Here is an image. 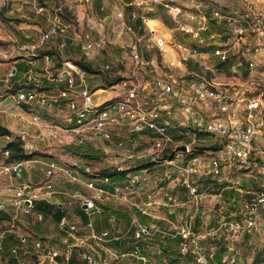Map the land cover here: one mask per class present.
Listing matches in <instances>:
<instances>
[{
  "label": "built area",
  "instance_id": "2783aa9c",
  "mask_svg": "<svg viewBox=\"0 0 264 264\" xmlns=\"http://www.w3.org/2000/svg\"><path fill=\"white\" fill-rule=\"evenodd\" d=\"M188 1L192 10L187 12V22L184 23L181 20L184 13L181 0H131L127 4L131 7L129 21L126 20L124 8L115 11V19L119 25L113 30L117 40L126 34L132 37V41L125 46L128 56L114 55L110 62L102 66L103 71H109L112 66L118 67L119 63L125 65L123 69L117 68L118 71L115 73L121 78L106 88L91 90L86 83L85 71L70 61L63 62L61 68L49 76L50 82L57 86L61 84V88L49 91L22 88L13 93L18 106L22 103L30 106L28 110L20 106L19 108L22 112H29L31 118L26 119L20 111H16L15 116L17 115L27 126L39 128L36 135L39 142L55 143L63 136H73L70 143L77 145L88 143L100 149L104 153L103 164L115 170H123L132 162L156 160H159L157 165L172 166L189 191L188 202L199 206L205 196L201 194L197 184L190 180L191 175L201 170L213 177H219L225 160H234L245 168L251 155L262 150L264 9H257L246 26L235 24L230 27L231 40H223L218 33L205 35L204 32L209 26L208 12L198 0ZM49 2V6L34 3L37 13L46 14V28L37 37L38 46L44 45L57 35L60 14L64 11V2L60 0ZM157 5L163 6L173 19L175 27L171 31L179 30L181 34H188L189 37L185 38V41L195 44L194 46L181 43L177 40L176 34H172L170 40L156 37L154 29L149 25L148 12ZM213 15L221 18L218 11H214ZM136 19L141 21V27L138 29L132 25ZM202 46H210L211 49L199 51L197 47ZM102 47V41H90L87 38L82 45L83 54L90 59L96 58L100 56ZM35 48L21 47L32 53ZM151 51L155 54L151 55ZM167 51L170 55L166 54ZM231 57L233 63L229 66V71L245 81L244 89L240 93H237L239 90L234 86L218 88V83L214 82V77L221 72L217 65L227 62ZM125 58L131 61L129 65L124 62ZM151 74V78L139 80L136 84L134 79L133 82L129 80ZM14 75L15 70H9L4 81L8 82ZM125 75L130 77L125 78ZM34 81L29 73L23 83L29 84ZM107 88L113 90L115 94L102 102H95L94 91ZM37 108H47L54 112V119L49 120L34 113ZM187 131L195 137L199 132L207 134L221 146L223 158L210 157L204 163L200 159L203 155H193L191 152L195 139L191 140L192 143L186 144L184 137ZM20 135L24 140V148L33 149V143L27 140L26 134L22 132ZM182 144L186 145L185 153L191 155L184 166L175 164L173 159H160L163 152L172 147L175 156L181 155V152H175V148ZM4 155L6 156L7 152H4ZM23 163L4 164L0 160V174L16 172ZM61 167L67 168L55 159L49 161L45 170L49 178L45 183V191L36 193L30 186L19 187L11 197L10 205L25 215L31 214L33 200L48 196L53 188V172ZM84 170L89 171L87 167H84ZM66 174L70 184L82 183L95 191L93 196H82L77 192L72 196L81 200L87 216L100 212L101 207L95 200L100 197L101 190L95 187L93 181L80 180L70 171ZM102 182H109V179L103 178ZM137 182V177L128 176L127 180L113 183L112 195L126 201L128 193L136 189ZM178 202L179 200L174 197L167 200L168 205ZM155 204L161 203L147 195L137 205L140 216L148 217L150 208ZM262 208L264 209V184L238 217L222 218L215 227L206 231L194 230V215L189 216L178 226L164 229L143 223L140 218L134 217L127 228V231L132 230L133 244L120 252L115 260H120L118 264H122L127 258H135L141 264H151L150 259L137 246V242L159 233L164 237H178L179 252L182 255H191L195 264H212L216 246L213 243L207 245L202 243L207 240L223 244L219 264H235L236 243L255 229L258 212ZM37 218L41 219V215ZM58 226L68 232L69 238L63 239L62 245L34 240L33 247L37 260L33 264H67L72 258L74 248L83 249L80 250L79 256L87 264H113L114 259L99 260L94 253L85 248L94 242L97 244L117 242L121 238L120 234L108 230L97 231L91 221H88L83 225L88 231L84 235L75 236L79 227L69 223L66 216L61 217ZM12 252L15 253V249H12ZM262 257L263 260L258 264H264V254ZM179 264L185 263L180 261Z\"/></svg>",
  "mask_w": 264,
  "mask_h": 264
},
{
  "label": "crops",
  "instance_id": "0c3cea01",
  "mask_svg": "<svg viewBox=\"0 0 264 264\" xmlns=\"http://www.w3.org/2000/svg\"><path fill=\"white\" fill-rule=\"evenodd\" d=\"M22 1L28 2V0H22ZM75 1H78V5L76 4ZM130 1L131 0H116V1L90 0L89 2H82L81 0H63L65 4H69L70 8L72 7L71 9H73V5L75 7L78 6V8L81 9L80 7L84 6V4H86L87 8L90 9L84 15L82 13H79L80 19L82 21L85 19L86 21L85 26L89 32V36L90 34H96V33L101 34L102 29L104 25H107V22L108 23L112 22L113 23L112 26L114 28L119 25L116 19L109 20L110 15L104 16L102 21L100 19L101 21L100 23H96V24L93 23V20H95V16H99L98 14H101L103 11L107 10V4H110L111 6L110 10L113 12L112 14H114L113 18H115V11L122 8L125 9V7ZM41 2L47 4L48 6L50 5L49 0H41ZM199 2L202 3L203 8L209 13L208 24H210V26H208V29L204 32L205 35L218 33L223 40H231V37L229 35L230 27L234 26L235 24H238L240 26H246L247 21L250 19L252 14L257 9H264V0H202ZM32 3L34 6V3H38V2L37 0H33ZM180 4L182 9L184 10V13L181 15V18L183 19V16L186 15L187 17V12H190L192 8L188 0H181ZM94 10L95 13H93ZM219 10L221 11V13L219 12ZM214 11H218L221 14V18L215 17L213 15ZM38 14L41 16V20H44L46 24V14L45 13H38ZM226 20H229L228 24L226 23ZM151 24L162 26V28L171 27L166 25L164 17L157 14L151 15L149 20V25L151 26ZM113 27L112 30H114ZM45 28L46 26L43 27V29ZM154 32L156 34V30H154ZM124 37H127V39H125V41L128 40L127 43L132 41V37H130L129 35L126 34ZM72 40L73 39L70 38L71 41L70 44H67L63 46L61 49H58V52L60 53V56L62 58L71 56V55L64 56V54L66 55L67 53H70L69 51L71 49L74 50L73 49L74 43ZM56 42L57 40L55 36L49 42L45 43L43 46L46 49L56 48ZM63 43L64 42H61L59 46H61ZM36 47H38L37 44ZM62 50L63 53H61ZM102 53H103V57L106 56V59L110 56V55L107 56L108 53H106L105 51H103ZM31 54L32 56H34V53ZM150 54L153 55L155 53L154 51H151ZM20 61H25V60L20 59V60H11L7 62L8 63L7 65L9 66L7 72L9 70H15V76L13 79L14 83L15 81H19V79H21V77L17 78V72H19L20 69L19 68L16 69L11 66L12 64H22L23 66L29 67L28 71L30 72L34 71L35 74L40 75L42 78H46L45 84L48 85L47 87L52 86L49 83L50 82L49 76L51 73L50 69L55 63L53 57L45 56L43 58H36V59L28 58L25 61V63H22ZM231 63H233V60L231 61ZM123 67H125V65L121 64V67L119 66L115 67L116 70L113 69L112 72L115 74L116 71H118L117 68L123 69ZM222 71H227L228 73H231L229 71V66L223 68ZM219 74H221V72ZM151 76L152 74L146 75L145 77L151 78ZM124 77L129 78L130 76L125 75ZM133 79L135 80L136 78H132L129 80H132L133 82ZM16 83L14 85L10 84L9 86L11 87L13 86V89H15ZM3 86H5V84H2L0 86V95H1L0 97H2L1 88ZM97 86L99 85H96L91 89L92 90L96 89ZM7 89L10 90L11 88L10 87L8 88L7 86L6 90ZM100 91H104V90L97 89L94 91L95 102H102L103 100L112 97L110 96L106 99L98 101L95 95L97 92ZM7 97H11L12 100H10L9 103H6L4 107L0 108V125L5 126L14 134H21L22 132H24L27 136V140L33 143V149L40 150L41 152L44 153V156H40L34 160L24 162L20 166V168H23V165L29 162L40 163L42 165V168L40 169L42 178L39 180L34 179L32 173L28 171L31 169V166L28 164L25 167L26 171L24 173V176H21V173H18L17 171L10 172L8 174L5 173L0 174V206L5 207L12 216L11 221L1 222L0 227L4 226L10 228L8 230L18 235L29 236L34 232L33 227L37 225L39 226L40 233H42L47 238H54L58 240L69 238L68 232L61 230L59 227H57L54 223L50 222L49 220L45 221L44 223H37L33 215H25L19 211H16L10 205V199L13 196L15 190L19 187L30 186L31 188H33L34 192L36 193L45 191V183L48 182L49 179L46 176V172H45L46 164L49 161L55 159L56 156L62 157V155L56 154L54 150L53 151L51 149L44 150L41 148V145L49 146L52 145L53 143L52 142L43 143L38 141L36 135L39 132V128L29 127L24 122H23L24 125L23 127H17L16 122H14L11 117L6 116L7 112H9L12 116H15L14 113H16L17 111L16 108L18 106V105L16 106V101L14 99L13 93L8 92L6 96L2 97L1 99L6 101ZM5 107L7 108V110ZM47 111L49 112V110ZM28 138H33V139L30 140ZM209 139L210 141H212L211 138ZM213 141L212 143L209 144V146H212L214 144L216 145V143ZM220 150L218 151L209 150L208 152L211 155L207 156L205 154L201 156L200 159L205 163L210 157L223 158L224 154L222 150L221 151ZM61 159L62 158L59 159V162ZM68 161L69 160L66 159L61 160L60 164L64 165L65 163H69ZM72 164H74L75 168L72 169V167L70 168L61 167L60 169L54 170L53 172L54 173L53 188L52 191L48 194V196H45V199H47L51 204L55 205L51 215L54 216L58 211L61 210L64 211L63 216L67 217L68 222L75 224L79 227V230L78 232L75 233V236L84 235L88 231L83 227V225L86 224V222L88 221H91L93 227L97 231L108 230L111 233L120 234L121 238L117 242H106L103 244H97L94 242V244H92L90 247L85 248V250L94 253L96 258L99 260L101 259L115 260L120 252L124 251L125 249H128L129 247L132 246L131 244H133L132 230L127 231V228L129 227L132 218L138 216L139 211L137 209V205H139L146 198L147 195H151L157 201H160L161 204H155L150 208L149 210L150 215L148 216L149 219L147 222H145V220L143 219L141 220L143 223H147L149 225L156 226L161 229L178 226L183 222H185V220H187L189 216L199 215V216H203L204 218L203 225L200 226V232H201L215 227L222 218H226L225 214H227L226 213L227 211L223 212L224 209H227L231 212L229 215L238 214V213L241 214L246 204L249 203L255 197L256 193L262 188V185L264 184V133L262 135V150L259 153L251 155L247 167L242 168L234 160H225L223 162L222 174L219 177L215 178L211 174L209 173L207 174L201 170L197 172L200 174L197 179L202 182L198 184L195 181L194 182L197 184L199 190L201 189L200 190L201 194L205 196L203 199V203L200 204L199 206H193L188 201H182L179 199H178L179 200L178 204L168 205L167 204L168 198L170 196H175L173 195L174 185L170 182L167 183V176L169 175V172L168 171L164 172L163 167L160 168L156 167L152 169L153 173L149 176L148 175L146 176L144 174L145 171L147 170L139 171V175L135 176L137 177L138 180L135 186L136 189L134 188L132 192L128 193L129 197L127 196L128 199L127 202L121 201L118 198H116L114 195H112L111 190H101L100 197L96 199L101 205L100 206L101 211L97 213H93L92 215H90V217H88L85 209L83 208V205L81 204V200L76 199L72 196L77 192V190L79 191V194L82 196H93L95 191L93 189L87 188L82 183H76L78 185H74L68 182V176L66 174L67 171H70L72 175L78 177L80 180L89 181V177L86 176L80 170L79 167H77V162L75 161L72 163L70 162L69 165ZM162 171L165 174L166 181L157 182L159 178L153 176L158 174L159 172L162 173ZM207 177H213L214 179H216V181L205 183L207 181L206 180ZM124 180H127V178H124ZM172 181L174 183L176 182V180H172ZM206 197L208 199H206ZM162 202H164L165 204H162ZM79 212L85 215L86 218L85 221H83L82 218L78 215ZM238 216H235V218ZM152 241L153 242H151V247L148 248L149 250L145 248V250L149 251V253L148 254H144L143 252L142 253L150 259L151 264H156L158 263V261L161 262L162 258L164 257V252L162 254L160 252V249H158L159 248L158 246L162 245L163 247H165L168 250L167 253L173 250L175 251L177 250L178 247L177 241L179 242V238L178 237L165 238L158 233L152 238ZM202 243L204 245H207L206 241H203ZM79 249H76L75 251L83 250V249L80 250ZM262 250H264V209L263 208L260 209L258 212L257 225L255 229L252 231V233L246 234L241 240L237 241L236 243L237 262L235 264H243V262L241 261L242 259L241 255L242 253H244V251L255 253V252H261ZM221 252H218L215 258L211 260L212 264H219V255L221 254ZM27 258L26 257L24 258L23 264L30 263V261ZM9 260H10L9 258L4 257L3 259H1L0 264H12L9 262ZM112 263L118 264L120 263V260H115ZM47 264H54V263H47ZM122 264H141V263H139L135 258H127L122 261Z\"/></svg>",
  "mask_w": 264,
  "mask_h": 264
},
{
  "label": "trees",
  "instance_id": "16d2710c",
  "mask_svg": "<svg viewBox=\"0 0 264 264\" xmlns=\"http://www.w3.org/2000/svg\"><path fill=\"white\" fill-rule=\"evenodd\" d=\"M198 1H202V0H198ZM37 2H38L37 3L38 5L48 6L47 4L41 3V0H37ZM130 11H131V7L126 6L124 9V13H125L127 21H129ZM155 14L164 17L165 23L167 25H170V22L168 21L169 18L167 17L166 10L164 9L163 6L157 5L156 7L153 8L152 11L148 12V15L150 17H151V15H155ZM208 16H209V13H208ZM0 17H1L2 21H10V18L3 16V9L0 10ZM228 21L229 20H226L227 24L229 23ZM132 25L134 26L135 29H138L139 27H141L140 19L134 20L132 22ZM72 26L77 27V22L73 21L71 19L70 10L67 7H64V11L60 14V25L58 27V33H57V35H55L56 40H57L56 48L46 49L43 45L38 46L35 48V50L33 52L34 56L32 57V59L43 58L45 56L53 57L55 63L50 69L51 73H53V74L58 69L61 68L63 62L70 61L73 64L80 67L83 71L95 74V76H98L99 78L102 79V83H103L102 85L103 86H97L96 88H99V87H102V88L105 87L106 88L109 85L116 82L118 79H120L121 77H117L112 72L113 69L116 70V68L114 66H112L109 71H103L102 66L104 64L102 66H99V63H97V61L101 55L96 57V58H91V59L85 57L84 55L80 59H76L73 57L62 58L60 56L58 49H61L63 46L70 44V42H71L70 37H68L67 34L69 31H71ZM209 26H210V24H209ZM217 26H218V24H217ZM55 36H53L52 38H54ZM182 36L184 37V39L189 37L188 34H182ZM61 42H64V44L62 46H59ZM181 43L191 45V46L195 45L193 43H188L185 40H182ZM197 49L199 51H209L211 49V47L210 46H206V47L202 46V47H197ZM104 57L106 58V56H104ZM232 59H233V57L229 58L227 62L219 63L217 65L219 70L222 71L223 68H225L226 66H230ZM110 60H111V57H108L105 60V62H103V63L110 62ZM119 67H121L120 63H119ZM12 79H14V77L11 78L10 80H12ZM4 82H5L4 80H1L0 86L2 84H4ZM49 83L52 86H49L47 88H45V87L42 88V87L37 86L35 84V82H31L29 84H24L22 82V83L16 84L15 89H13V90L10 89V90H7L6 92L7 93L8 92L14 93V92H16V90L22 89V88H38V89L49 91V90H56V88L62 87L61 84L57 86L53 82H49ZM104 84H105V86H104ZM19 106L22 107L24 110H28L30 107L27 104H23V103L20 104ZM46 109L47 108H37L34 110V113H37L38 115H40L39 111H41V115H40L41 117H46L49 120L54 119V117L52 115L47 113L48 111ZM45 110L47 112H45ZM199 135L207 136V134L202 133V132L197 133V136H199ZM0 138L7 139L4 141V145L0 149V160L4 164H12V163L17 164V163H22V162L34 160L40 156H44V153L38 149L26 150L24 148V140L21 137V135L20 134H14L13 132H11L8 128H6L3 125H0ZM216 145L214 144V145L209 146V147L204 146V145H199V144L193 145L191 153L193 155H195V154L204 155V153L209 151V150L216 151V150L221 149V146L219 144H216ZM4 152H7L6 156L4 155ZM64 153H68V154L78 158L82 162V164L84 166L82 168H80V170L86 176H88L89 179L93 181L95 187L97 189H100V190H111L112 191L113 183L122 182L124 180V178H127L129 176V173L131 171H134V170H140L141 171V170H150V169L152 170V169L156 168L157 166H160V165H157V162L159 160H156L154 162L153 161H142V162H132L129 164V166L125 167L123 170H115L111 166H105L103 164L104 153L100 149H97L88 143L83 144V145H77L73 142L69 143L66 145ZM174 156H175V153H174L173 147H172V148L165 150L163 152L162 156L160 157V159L172 160L174 158ZM55 160L59 162L58 158H55ZM60 162H61V160H60ZM84 167L85 168L87 167L89 169V171L86 172L84 170ZM103 178H108L109 182H106V183L102 182ZM74 185H78V184H74ZM77 192L79 193L78 190H77ZM95 201L99 206H101L97 200H95ZM54 207H55V205L51 204L47 199L36 198L33 200L32 212H31V214H28V215H33L34 218L36 219L37 223H44L45 221L49 220L50 222L54 223L57 227H59L58 223H59L61 217L64 215V211H62V210L58 211L54 216H52L51 213H52ZM81 212H79L78 215L82 218L83 221H85L86 220L85 215ZM38 215H41V219L37 218ZM11 219H12V216H11L10 212L5 207H0V223L1 222H9V221H11ZM141 219L148 221L149 217L141 216L140 221L142 222ZM203 222H204L203 216H199V215L197 216L196 215L195 219H194V230L200 231V229H198V228L203 225ZM8 229H10V228L4 227V228L0 229V234H2V250H0V261L4 257H6V258L10 259L9 262L12 264H23L24 258L28 257L27 259L30 261L29 264H33L37 260L36 253L34 252V247H33L34 246V240H36V239H38L44 243L62 245L61 239L58 240V239H54V238L45 237L42 233H40L39 226H37V225L33 227L34 232L29 236L18 235V234H15ZM154 236L144 237L140 241L137 242V246H139L141 252H143L144 254L149 253V251H147V250H149L148 248L151 247V242H153L152 238ZM165 238H170V237H165ZM206 242H207L206 244L213 243L216 246V254L218 252H221V251L223 252L224 248H223V244L221 242H212L211 240H207ZM158 247H159L160 252L162 254H163V252H164V254H167L168 250L165 247H163L162 245L158 246ZM145 248L147 250H145ZM12 249H15V253L12 252ZM75 250L76 249L74 248L72 258L69 260V262L67 264H87V262L85 260L81 259V257L79 256L80 251H75ZM175 251L173 250V251L169 252L170 258L169 257L167 258V262L169 264L170 263L171 264L172 263L179 264L180 261H184L185 264H195L192 260L191 255H182L179 252L178 247H177V250H175ZM216 254H215V256H216ZM263 254H264V250L262 252H258L256 254L254 264H258L261 260H263V257H262ZM113 261H115V260H112V262Z\"/></svg>",
  "mask_w": 264,
  "mask_h": 264
},
{
  "label": "rangeland",
  "instance_id": "374dc122",
  "mask_svg": "<svg viewBox=\"0 0 264 264\" xmlns=\"http://www.w3.org/2000/svg\"><path fill=\"white\" fill-rule=\"evenodd\" d=\"M31 1L33 2V0H28V2H23L22 0H0V10L3 9V16L10 18V21H2L1 17H0V42H1L0 43V62H1L0 63V78H1V80H5V76L7 74V69L9 67L7 65L8 61L20 60V59H24L26 61L28 58L33 57L31 54L32 52H30L29 50H23V49H21V47H23V46H35L36 47L37 36L39 35V33L42 30H44L43 27L46 26L45 21L41 20V16L36 12V10L33 6V3ZM60 1L63 2V0H60ZM75 2L78 5V1H75ZM65 7H67L70 10L71 19L73 21L77 22V27L72 26L71 31H69L67 34L68 37L73 39L72 41L74 43V45H73L74 50L71 49L69 51L71 54L67 53L66 55L64 54V56L71 55L70 57H73L76 59L82 58V56L84 55L83 50H82V45L85 44L87 38L90 41H94L95 39L101 40L103 43V49L104 50L102 49V51L100 52L101 56L99 57V59L97 61V63H99V66H102L103 64H105L103 62H105L106 58L105 57L103 58V53H102L103 51L108 53L107 56L110 55L109 57H111V58L114 55H118V56L119 55H121V56L127 55L128 56V50L125 47L126 43L128 41V40L125 41V39H127V37H124L120 40H117L115 38L113 30H112V27H113L112 22L108 23L106 21L107 25H104L101 34L96 33V34H90V36H89V32L85 26V24H86L85 19L82 21L79 17L80 16L79 13H82L84 15L87 13L88 10H90L89 8H87L86 4H84V6H82V7H80L81 9H79L78 6L75 7L74 5H73V9H71L72 7L70 8L69 4H65ZM110 7H111L110 4H107V10L103 11L101 14H98L99 16L94 15L95 20H93V23L94 24L100 23L102 21L103 17L106 15H110L109 20L115 19V18H113L114 14H112L113 12L110 10ZM92 8H94V7H92ZM219 12L221 13L220 10H219ZM93 13H95V10ZM167 17L170 19V20L168 19V21H170V25H168V26L172 25L171 27H165V28L163 27L162 28V26L151 24L150 27H152L154 30H156V37L157 38H163L164 40H170L171 35L176 34L178 41L185 40L179 30H177V31L175 30L173 32L171 31V30H174L175 23L169 14H167ZM97 18H98V20H97ZM100 19H101V21H100ZM186 20H187V17L185 15V16H183L182 21L184 23H186ZM169 28H172V29H169ZM97 38H99V39H97ZM128 43H130V42H128ZM61 53H63V50L61 51ZM166 54L170 55V52L167 51ZM25 61H20V62L25 63ZM214 61H217V60L214 59ZM124 62L127 65L131 63V61L127 58H125ZM163 62L164 61H162V63ZM11 67H14L16 69H18V68L20 69V71L17 72V78L21 77V79H19V81H15V83L17 82L16 84L22 83L24 81V78L26 77V75L30 73L33 76V78L35 79L34 82L37 86L42 87V88L48 86L47 84H45L46 78H42L40 75L35 74L34 71H32V72L28 71L29 67L23 66L22 64H12ZM149 78L150 77L140 76L139 78H136L134 80L135 81L134 84H136L139 80H144V79H149ZM85 79H86L87 86L89 88H93L96 85L103 86L102 85L103 84L102 79L99 78L98 76H95V74L85 72ZM214 82L218 83V88H227L229 86H234V88H236V90H239V91H237V93H240L243 91V89H244L243 84L245 83V81L240 80L237 75H234L232 72L228 73L227 71H221V74H217V76L214 77ZM15 83H14L13 79L8 80L7 83L4 82L5 86H3L1 88L2 97H5L7 94L6 91L8 89L6 90V87L8 86V88L10 87L11 89H13V86L11 87L9 85L10 84L14 85ZM118 90H119V88H118ZM114 94H115V92H113V90L107 88L104 91L97 92L95 97H96V99H98V101H100V100L106 99V98H108ZM2 97H0V99ZM10 100H12L11 97H7L6 101L1 99L0 100V108L4 107V105L6 103H9ZM16 106H17V104H16ZM6 110H7V108H6ZM16 110H17V112H19V111L22 112L21 109L19 108V106H17ZM39 112L41 115V111H39ZM45 112H47V111H45ZM22 113L26 119L31 118V114L29 112H22ZM47 113L52 115V116H53V114H55L54 112H50V111ZM6 116L11 117L12 120L14 122H16L17 127H23L24 126L23 122L17 117V115L12 116L9 112H7ZM189 133L190 132L187 131L186 132L187 135L184 137L186 144L192 143L191 140L195 139V143H193V145L199 144V145H204V146L209 147V144L212 143V141H213V139H212V141H210L208 136L199 135V136L195 137ZM26 138H27V136H26ZM72 138H73V136H70V135L69 136H63L62 138H60L57 142L53 143L52 145H49V146H44V145L42 146L41 145V148L44 150L51 149L52 151L54 150L56 154H58V155L61 154L62 157L56 156V158H58V159L62 158L61 160H64V159L69 160L68 161L69 163L64 164L69 168L70 167H72V169L75 168L74 164L69 165L70 162L72 163L74 161L77 162V167L82 168L84 165L82 164V162L78 158L73 157L67 153H64L66 145L70 143ZM28 139L32 140L33 138H28ZM5 140H7V139L0 138V149L4 145ZM204 154H206L207 156L211 155V154H209L208 151L205 152ZM190 158H191L190 154L182 153L181 155L174 156L173 160H174L175 164L184 166L190 160ZM27 164L31 166V169L28 171L30 173H32L34 179H36V180L41 179L42 174H41L40 169L42 168V165L38 162H29ZM27 164H24L23 168H20L19 171H17L18 173H21V176H24V173L26 171L25 167ZM157 167L160 168V166H157ZM161 167L164 168V172L165 171L169 172V175L167 176V183L170 182L174 185V189H173L174 194L173 195H175V196H170V197H174V198L182 200V201H188L189 191L181 182L180 176L177 174L176 169L172 166H166V165H163ZM139 171L140 170L131 171L129 173V176H137V175H139ZM152 173H153V170H147V171H145L144 174L146 176L147 175L149 176ZM199 175H200L199 173H194L193 175L190 176V180L195 181L197 184L202 182V181L197 179ZM153 177L159 178L157 180V182L166 181L165 174L163 172L162 173L159 172L158 174L154 175ZM153 177H152V179H153ZM172 180H176V182L174 183ZM206 180L207 181L205 183L216 181V179H214L213 177H207ZM212 180H214V181H212ZM127 196L129 197V195H127ZM206 199H208V198L206 197ZM127 201H128V199L124 202H127ZM174 204L175 203H172L171 205H174ZM193 206H196V205H193ZM223 212L227 213V214H225V217L229 218V219L235 218V216H238L240 214V213H238V214L229 215L231 212L227 209H224ZM137 217L140 218L139 213H138ZM145 222H147V221L145 220ZM1 228H4V226H1L0 229ZM199 229H200V227H199ZM177 243H178V241H177ZM257 253L258 252L254 253V252L244 251V253H242V255H241L242 256L241 261L243 262V264H254L255 263L254 260L256 258ZM169 256H170V253L164 254V257L162 258L161 262L158 261V263H156V264H169L167 262V258ZM154 257H155V254H154ZM172 264H176V263H172Z\"/></svg>",
  "mask_w": 264,
  "mask_h": 264
},
{
  "label": "water",
  "instance_id": "95a60500",
  "mask_svg": "<svg viewBox=\"0 0 264 264\" xmlns=\"http://www.w3.org/2000/svg\"><path fill=\"white\" fill-rule=\"evenodd\" d=\"M187 150L186 148V145L182 144V145H178L176 148H175V152H181V153H185ZM21 165H19V168H20ZM84 208V206H83Z\"/></svg>",
  "mask_w": 264,
  "mask_h": 264
}]
</instances>
